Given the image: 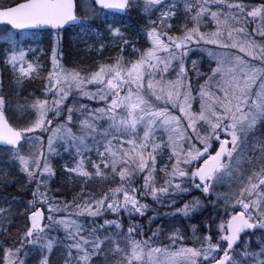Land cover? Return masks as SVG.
Masks as SVG:
<instances>
[{
	"label": "snow or ice",
	"instance_id": "obj_1",
	"mask_svg": "<svg viewBox=\"0 0 264 264\" xmlns=\"http://www.w3.org/2000/svg\"><path fill=\"white\" fill-rule=\"evenodd\" d=\"M77 8L74 0L0 5V43L6 45L0 57L11 69L10 87L25 96L15 105L24 121L16 126L6 115L0 81V156L18 168L12 178L3 170L0 185L19 184V195L0 197L6 205L0 206L2 264H27L30 253L39 257L35 264H53L57 249L64 264H109L110 254L119 256L115 264H264V0H85L83 16ZM130 9L150 17L138 33L147 48H137L138 40L126 38L113 20L106 32L122 43L111 63L67 69L55 44L47 76L39 57L26 59L36 49L26 50L25 38L37 34L24 30L69 26L90 37L98 35L96 19L107 22L106 10ZM130 44L134 59L123 55ZM105 47L100 44L99 53ZM197 54L200 59H192ZM36 78L43 81L40 94L23 93V83ZM77 97L102 106L90 108ZM37 133H48L46 148ZM57 143L71 154L62 175L82 181L71 200L50 188ZM225 180L230 191L215 192ZM92 181L117 186L86 193ZM194 191L200 195L175 208ZM149 196L175 209L165 216L196 219L188 225L194 246L179 228L171 230L169 245L154 246L163 232L151 230L157 215L148 219L147 239L136 238L146 236L140 224L124 230L123 216L143 218L150 205L141 201ZM208 207L211 214L197 219ZM18 209L23 225L12 239ZM108 213L116 218H104Z\"/></svg>",
	"mask_w": 264,
	"mask_h": 264
},
{
	"label": "trees",
	"instance_id": "obj_2",
	"mask_svg": "<svg viewBox=\"0 0 264 264\" xmlns=\"http://www.w3.org/2000/svg\"><path fill=\"white\" fill-rule=\"evenodd\" d=\"M2 3L1 5H7L13 3V0H0ZM246 2L258 4L260 0H246ZM76 4L78 5V0H76ZM79 5L77 8V15H82L80 13L81 7L79 9ZM106 20L107 22H102L104 18L96 19L93 22V27L96 29V32L98 35L90 36V37H83L79 34L77 30H74L72 27L66 26L65 28L59 30L62 33V45H61V54H62V64L67 69H78L82 72L84 71H92L95 70V67H97L100 63H111L112 59L117 55H120V50L118 45L122 43L118 38L113 39L111 36H109L106 32V28L109 23H112L113 20L120 21L119 24L113 25L114 27H120L121 30L125 33V37L130 40H138L136 43V47L140 49L147 48L149 45L146 42L145 36H139L138 33L142 32L146 29V25L149 20V16L142 14L138 10H129L126 13H117L112 11H107ZM78 15V16H79ZM152 19L155 18V14L152 15ZM4 27V26H1ZM35 33H40V40L38 43H36L38 50L40 51V57L39 62L44 65V71L41 73V76H46V70L48 69V54L46 50H44L45 46L43 44H46L49 42L48 35L50 34L51 30H44V31H30ZM58 32V31H57ZM100 44L106 45L103 53H99L98 49L100 47ZM88 46H91L90 48ZM41 48L43 51H41ZM132 45L130 44L128 48L123 52V55L127 59H134L135 57L131 53ZM200 59V56L196 55L193 56L192 59ZM205 59V57H204ZM0 65H1V77L0 81H2L3 84V91L4 95L6 96V99L10 103L11 110L18 111L15 108V105L17 103L23 104L25 103V96L21 94L20 96L16 95V92L19 91V88H16L15 91L12 90L10 87L11 81H12V72L11 69L3 64V58L0 57ZM189 67H191L190 64H188ZM41 85L42 80L39 78L32 79V80H26L23 85L21 86L23 89V93H35L36 95H39L41 92ZM14 87V86H13ZM31 97H28L27 99L30 100ZM48 135V134H47ZM47 137V136H46ZM70 153L64 152V150L61 149L60 155L52 157L53 166L57 172V176L55 177V182L51 183V190L54 193V195H58V198L60 199H67L71 200L72 197L80 191V184L82 181H76V182H69L68 178L64 175H62V169L63 165L66 161L70 162ZM93 159H95V155L93 153L92 156ZM6 163V166L8 167L7 171L9 172V178L16 177L18 168L17 166L13 165L12 163L8 162V157L3 156L0 159V164ZM10 166V167H9ZM6 170V169H5ZM2 169L0 170V173H2ZM162 176V174H161ZM23 181L21 180V183ZM116 182H106V183H100L96 181L89 182L88 187L85 189L86 193H97L101 194L105 191H107L109 188L116 187ZM19 187V184L13 183L8 186L0 185V197H2L4 194H12V195H19L17 192V188ZM66 194V195H65ZM24 200L31 199V194L28 193V195L23 197ZM188 199L187 195L183 197V199ZM182 199V200H183ZM143 203H147L150 205V209L146 212L143 218L139 216H135L136 221L131 218H127L126 215L123 216V224H124V230H127V227L129 223H136L140 224L142 226V230L146 233V236L144 238H147L148 236L152 235V231L149 230V224L148 219L149 217H152L154 215H157L158 218L154 223L151 224V230H156L159 226L163 229V232L160 236L157 237V245L165 244V242L168 241L167 237L171 233V230L177 226L176 228H179L182 233H188V225L192 223H196V219L193 220H186L184 217L176 216H165L164 213H170L173 212L175 209L172 207H168L167 203L164 204L156 203L152 201V198L146 197L143 198ZM180 203V202H179ZM179 203L175 205V208L179 207ZM0 206H6V205H0ZM211 208H207L203 211L202 216H197V219H201L203 217L209 216L211 214ZM19 209L16 210L15 219L13 221V227L10 229L11 237L12 239H15L17 236V229L22 227L24 217L19 215ZM168 217V218H167ZM106 219H114L115 217L112 214H106L104 217ZM99 222H103L101 219ZM191 230V229H190ZM254 241L255 238H252ZM191 242H188V244H191ZM254 245V242H253ZM7 246V245H5ZM241 249H238L240 251ZM111 257V258H110ZM109 258L112 259V261H115L114 259H119V256L109 255ZM114 258V259H113ZM60 261V260H59ZM64 262V261H63ZM61 260V263H63ZM101 261H97L96 264H100ZM1 264V260H0ZM56 264V263H55ZM58 264V261H57Z\"/></svg>",
	"mask_w": 264,
	"mask_h": 264
},
{
	"label": "rangeland",
	"instance_id": "obj_3",
	"mask_svg": "<svg viewBox=\"0 0 264 264\" xmlns=\"http://www.w3.org/2000/svg\"><path fill=\"white\" fill-rule=\"evenodd\" d=\"M2 3L0 2V5H1ZM78 5L81 7V10H80V13L82 14V15H79V13H78V15L79 16H83L84 15V6H85V0H78ZM93 6H95V5H93ZM80 7H79V9H80ZM180 7L182 8L183 7V5L182 4H180ZM4 30V27H1L0 26V31H3ZM24 33L25 34H27V33H31V32H29V31H24ZM37 35H36V37H33V38H27V36H26V38H25V42H24V44H23V47L27 50V49H29V48H34V49H36V52L35 53H33V52H28L27 53V56H26V59L28 60V61H34L35 59H36V57H40L39 55L41 54L40 53V51L38 50V48H37V45H36V43H38V41L40 40V36H41V34L39 33H36ZM48 38H49V42H47L46 44H43V46H45V48H44V50H46V52H47V54H48V69L46 70V76H47V72L49 71V70H51V68H52V63H51V57H52V48H53V45L55 44L56 45V47H57V50H58V54H60L61 56H62V54H61V45H62V33L60 32V31H58V32H55V31H51L50 32V34L48 35ZM58 38V39H57ZM4 47H6V45H4V44H2V43H0V50H2ZM42 49V48H41ZM198 56H200L201 54H197ZM203 55V57H205V60L207 59V54L206 53H203L202 54ZM194 59V58H193ZM60 63L62 64V58L60 59ZM189 64H190V62H189ZM191 65V64H190ZM26 66V65H25ZM214 66V65H213ZM208 67V65L207 64H205L204 65V68H207ZM0 77H1V65H0ZM42 83H43V81H42ZM41 91H42V89H41ZM3 94H4V91H3ZM33 97H31L30 98V100L32 99ZM41 98H43V97H41ZM78 98V100H79V104H87L90 108H96V107H101L102 106V104H98V103H96V102H94V101H89L87 98H80V97H77ZM68 103L69 104H72V100H69L68 101ZM79 104L77 105V107L79 106ZM197 108H198V104H197ZM6 115H8L9 117H10V122H12L14 125H16V126H19V125H21L24 121L20 118L21 117V112H17V111H14V110H11V107H10V103L8 102V111L6 112ZM76 116H77V118L79 119L80 117H79V113H76ZM25 119H27V117H25ZM59 123H62V121L61 120H56L55 122H54V124H53V127L55 126V124H59ZM77 126H78V120H77V122L76 123H74L73 125H72V127H73V130L74 131H76L77 130ZM262 130H264V129H262ZM38 135H43V137H44V140H45V148L47 147V143H46V141H47V134L48 133H37ZM218 146V145H217ZM56 148H57V151L60 153L61 152V149L62 150H64L63 149V146H62V144H60V143H57V145H56ZM27 149H28V145H25V151H27ZM3 156H0V159L2 158ZM54 157V156H53ZM51 159V162H52V157L50 158ZM52 164H53V162H52ZM10 167V166H9ZM243 167L244 168H248V165L247 164H244L243 165ZM7 170L8 169V167L6 166V163H3L2 165L0 164V170ZM160 176H161V174H159ZM160 182H162V181H160ZM50 186H51V183H50ZM33 187H34V185H33ZM236 187V185L235 184H233L232 185V188H235ZM230 191V188H229V182L227 181V180H225L222 184H220V185H218L217 187H216V189H215V192H219V193H226V192H229ZM53 193V192H52ZM54 194V193H53ZM198 195H200V193L199 192H193L191 195H187V198L188 197H190V198H188V199H181L179 202V207H182V205H183V203L186 201V200H191L192 199V197L193 196H198ZM205 204H207V201H205ZM222 204H223V201H221V206H222ZM178 207V208H179ZM209 209H210V207H208ZM239 209H237V211H238ZM44 211H45V213H46V209H44ZM210 211H212V210H210ZM108 214H111V213H108ZM138 216V215H137ZM181 217V216H180ZM116 218V217H115ZM127 218H129V217H127ZM168 218V217H167ZM130 219V218H129ZM133 220H134V222L136 221V218H135V216L132 218ZM177 226H175L174 228H176ZM52 235H58V236H60V238H61V240H63V233L62 232H59V233H57V232H54V233H52ZM170 235V234H169ZM191 237H192V232H191V230L190 229H188V233H186V245L187 246H194L193 245V242L191 243V244H188V242H191ZM136 238H138V239H140V238H143V239H147V238H144V237H139V236H137ZM254 238V237H253ZM157 240H155V241H153V244H154V246H158L157 245ZM254 242V245H255V240L253 241ZM171 243V241L170 240H168L167 242H165V244L163 243V244H160L159 246H166V245H169ZM242 250V249H241ZM111 258V257H110ZM109 257H108V260H109V264H115V262L118 260V259H114L115 261H112V259H110ZM27 259V264H35V262L39 259V257L38 256H33L31 253L29 254V256L26 258ZM52 259H53V264H57V261H58V264H64V259H63V256L60 254V252H59V249H57L55 252H54V254H53V257H52ZM0 260H1V264H2V251H0ZM60 260V261H59ZM61 260H62V262L63 263H61ZM100 264H102V262L100 263Z\"/></svg>",
	"mask_w": 264,
	"mask_h": 264
},
{
	"label": "water",
	"instance_id": "obj_4",
	"mask_svg": "<svg viewBox=\"0 0 264 264\" xmlns=\"http://www.w3.org/2000/svg\"><path fill=\"white\" fill-rule=\"evenodd\" d=\"M74 2L76 3V0H74ZM110 11H116V10H110ZM0 25H2V24H0ZM27 30H38V31H41V30H53V31H57V30L51 29L50 26H42L40 29H27Z\"/></svg>",
	"mask_w": 264,
	"mask_h": 264
}]
</instances>
